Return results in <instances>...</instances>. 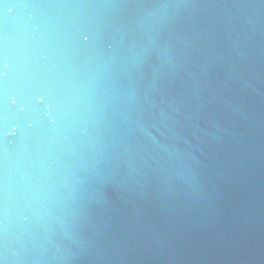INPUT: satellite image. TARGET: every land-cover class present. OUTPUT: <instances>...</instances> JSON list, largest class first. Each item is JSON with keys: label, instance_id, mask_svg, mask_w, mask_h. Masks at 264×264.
Here are the masks:
<instances>
[{"label": "water", "instance_id": "1", "mask_svg": "<svg viewBox=\"0 0 264 264\" xmlns=\"http://www.w3.org/2000/svg\"><path fill=\"white\" fill-rule=\"evenodd\" d=\"M0 264H264V0H3Z\"/></svg>", "mask_w": 264, "mask_h": 264}, {"label": "snow or ice", "instance_id": "2", "mask_svg": "<svg viewBox=\"0 0 264 264\" xmlns=\"http://www.w3.org/2000/svg\"><path fill=\"white\" fill-rule=\"evenodd\" d=\"M0 3H3V0H0ZM3 7H4V8H7L9 12H11V11L13 10L12 8H9L7 4H3ZM83 39H84L85 41H87V40H88V37L85 35V36L83 37Z\"/></svg>", "mask_w": 264, "mask_h": 264}]
</instances>
